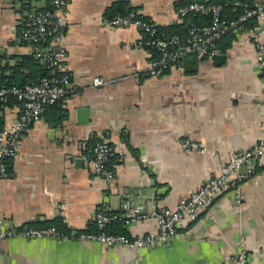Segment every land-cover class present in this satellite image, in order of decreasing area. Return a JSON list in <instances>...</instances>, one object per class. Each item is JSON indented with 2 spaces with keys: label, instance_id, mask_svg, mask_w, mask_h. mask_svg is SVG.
I'll list each match as a JSON object with an SVG mask.
<instances>
[{
  "label": "crops",
  "instance_id": "crops-1",
  "mask_svg": "<svg viewBox=\"0 0 264 264\" xmlns=\"http://www.w3.org/2000/svg\"><path fill=\"white\" fill-rule=\"evenodd\" d=\"M115 1L67 0L64 46L73 91L60 103L66 118L54 125L59 112H44L23 134L7 175L0 177L5 226L62 221L67 230L60 231L68 239H5L0 241V264H235L241 241L248 263L264 264V157L256 173L242 182L239 206L229 192L214 196L196 221L186 222L162 245L132 249L76 238L92 226L99 209L124 214L127 199L145 212L159 205L174 208L217 174L221 162L263 135L264 82L248 37L234 35L220 53V63L216 57H193L192 69L172 67L161 77H146L157 54L138 45L142 34L136 28L106 25L105 11ZM187 1L128 0L135 12L165 32L181 31L184 19L177 18L176 9ZM20 2L0 0V79L29 75L27 69L16 73L18 66L13 67L19 57L35 52L18 40ZM49 6V0L30 1L36 9ZM94 77L114 82L91 87ZM80 108L87 109L86 121H81ZM19 112L18 104L6 106L0 127L11 124ZM183 139L205 151L181 149ZM102 140L117 156L110 164L111 182L79 157ZM118 223L128 237L155 229L151 218L129 225L117 219L108 229Z\"/></svg>",
  "mask_w": 264,
  "mask_h": 264
},
{
  "label": "built area",
  "instance_id": "built-area-1",
  "mask_svg": "<svg viewBox=\"0 0 264 264\" xmlns=\"http://www.w3.org/2000/svg\"><path fill=\"white\" fill-rule=\"evenodd\" d=\"M232 6L240 10L238 16L227 19L223 16L221 4L201 1H190L176 9L178 19L191 15H207L208 24L190 23L184 39L178 35L160 32L157 26L139 15L130 12L126 16H116L106 20L110 28L134 27L141 32L138 45L157 54L149 61L144 72L146 77H161L170 68L182 69V62L187 57H216L220 54L217 43L227 33L248 37L255 48V60L259 74L264 82V0L241 2L234 0ZM68 20L67 0H50L45 9H24L21 7L18 16V40L35 49L34 55L40 60L45 73L34 84L23 87L0 86V103L14 99L20 106V112L9 125L0 127V177L6 176L9 162L14 159L21 147L23 134L38 122L46 109L63 99L72 89L70 67L67 51L64 46ZM46 44V49L41 48ZM123 77L122 79H124ZM100 77L92 78L91 87H100L113 83ZM263 135L250 148L232 154L226 162H221L219 172L211 174L207 181L191 194L180 200L174 208L157 206L152 212H145L143 207L133 206L129 199L122 204L124 214H110L105 208L99 209L93 218V231L77 232L80 241H94L106 246H128L132 249L150 248L162 245L173 238L186 222L197 220L202 210L208 206L214 196L229 192L236 205L242 201L241 184L254 175L261 159L264 157V121L261 123ZM181 149L189 152H204L199 143L183 139L179 142ZM114 148L105 140L96 142L90 154H81L80 159L91 164L92 171L104 176L107 181L114 179L113 169L108 165L114 156ZM218 159V155H215ZM245 167V173L239 169ZM151 218L155 229L144 235L128 237L124 234L111 233L108 226L122 219L129 225L140 220ZM51 237L66 240L68 235L55 226H5L0 220V241L10 238L32 239ZM247 248L244 241L234 255L235 264H249Z\"/></svg>",
  "mask_w": 264,
  "mask_h": 264
},
{
  "label": "trees",
  "instance_id": "trees-1",
  "mask_svg": "<svg viewBox=\"0 0 264 264\" xmlns=\"http://www.w3.org/2000/svg\"><path fill=\"white\" fill-rule=\"evenodd\" d=\"M21 2V7L24 9H30V1L31 0H20ZM50 1V0H49ZM194 1V0H190ZM190 1H187L190 2ZM201 2H207V3H216V4H221L223 7V16L227 19H233L236 18L240 12L238 8H235L232 6V3L234 0H197ZM241 2H250V0H238ZM27 2V3H26ZM186 4V3H185ZM183 5L182 3L178 4ZM134 8L130 7L128 0H117L113 4H111L105 11V19L106 20H111L115 18L116 16H126L130 12H133ZM135 12V11H134ZM210 21V18L207 15H191L188 16L186 19H184L183 25L181 26V31H172V32H165V31H160L169 35H178L182 39L185 38L186 33H187V28L190 23L196 22L200 24H208ZM235 34L231 32H227L221 40L217 43V49H219L220 53H225L226 50L231 46V40L233 39ZM18 66V69H17ZM25 68L29 71V75H21L22 78L17 80L15 77L13 80H8L7 78L3 77L0 79V86H17V87H23L26 84H34L36 83L37 79L40 78L41 76L44 75L45 69L42 66V63L38 58L35 57L34 54L26 56V57H19V64L13 67V70H16L17 72H21V70ZM62 102V99L59 100L57 103H55L52 106H49L46 112H59L57 118L52 120V124L54 125H59L62 123L63 120H65L67 113L62 109L60 106V103ZM18 102L14 99H10L5 103H0V126H2V117H1V112L5 109L6 106H11V105H16ZM19 105V104H18ZM95 144V143H94ZM93 144V145H94ZM92 145V146H93ZM91 146V147H92ZM88 154H90V150L86 151ZM117 156L114 154V156L110 159L108 165L110 166L112 159H115ZM49 226L55 225L57 229L61 231H66L67 229L64 227L62 224V221H53L48 224ZM47 225V226H48ZM121 224H116L115 226L113 225L112 227H109V232L111 233H118V234H124L126 235V231L124 228H120ZM115 227V228H114ZM94 225L85 230V231H93Z\"/></svg>",
  "mask_w": 264,
  "mask_h": 264
},
{
  "label": "water",
  "instance_id": "water-1",
  "mask_svg": "<svg viewBox=\"0 0 264 264\" xmlns=\"http://www.w3.org/2000/svg\"><path fill=\"white\" fill-rule=\"evenodd\" d=\"M216 59H217V61L220 63V61H223L224 56L219 54V55L216 56ZM193 61H194L193 57H187V58H185V59L183 60L182 64H183V66H184V68H185L186 70H189V69H192V68H193ZM78 114H79L80 117H81V121H86V120L88 119L87 109L80 108V109L78 110ZM243 170L246 171V168H245V167H241V168L239 169V172H241V171H243ZM244 173H245V172H244Z\"/></svg>",
  "mask_w": 264,
  "mask_h": 264
},
{
  "label": "bare ground",
  "instance_id": "bare-ground-1",
  "mask_svg": "<svg viewBox=\"0 0 264 264\" xmlns=\"http://www.w3.org/2000/svg\"><path fill=\"white\" fill-rule=\"evenodd\" d=\"M27 3V2H26Z\"/></svg>",
  "mask_w": 264,
  "mask_h": 264
}]
</instances>
